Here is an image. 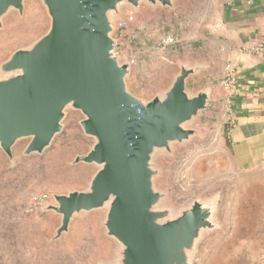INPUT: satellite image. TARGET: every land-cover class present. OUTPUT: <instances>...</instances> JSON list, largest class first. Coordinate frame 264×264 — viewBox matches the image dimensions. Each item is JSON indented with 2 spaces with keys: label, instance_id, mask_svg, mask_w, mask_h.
Instances as JSON below:
<instances>
[{
  "label": "water",
  "instance_id": "obj_1",
  "mask_svg": "<svg viewBox=\"0 0 264 264\" xmlns=\"http://www.w3.org/2000/svg\"><path fill=\"white\" fill-rule=\"evenodd\" d=\"M40 1L48 29L0 63V149L14 161L15 144L29 139L24 155L44 153L72 108L84 115L81 127L94 139L72 163L97 167L84 188L49 193L39 206L60 216L52 240L68 233L75 218L100 211L115 249L97 264H193L198 243L217 227L215 198L166 205L155 159L203 136L193 122L210 107L212 89L192 91L190 80L208 64L179 60L170 85L142 98L128 88L133 60L117 52L114 36L126 12L174 9L176 0ZM25 6L26 0H0V30L6 16H23Z\"/></svg>",
  "mask_w": 264,
  "mask_h": 264
},
{
  "label": "rangeland",
  "instance_id": "obj_2",
  "mask_svg": "<svg viewBox=\"0 0 264 264\" xmlns=\"http://www.w3.org/2000/svg\"><path fill=\"white\" fill-rule=\"evenodd\" d=\"M221 2L176 0L174 9L143 6L128 29L118 28L117 52L135 60L127 76L129 90L150 99L170 85L179 60L210 67ZM49 25L41 1L26 0L23 16L12 11L4 19L0 63ZM202 77L191 78L192 91L212 84ZM83 117L68 108L62 132L42 154H23L29 139L15 144L14 161L0 149V264H97L113 256L115 243L100 223L103 212L75 218L68 233L52 240L60 216L39 208L49 193L84 188L97 169L72 163L94 143L81 127ZM193 126L202 137L177 144L172 155L155 159L156 184L168 193L166 205L178 209L195 199L215 198L217 227L198 243L193 264H264V167H239L228 139L230 124L210 107Z\"/></svg>",
  "mask_w": 264,
  "mask_h": 264
},
{
  "label": "crops",
  "instance_id": "obj_3",
  "mask_svg": "<svg viewBox=\"0 0 264 264\" xmlns=\"http://www.w3.org/2000/svg\"><path fill=\"white\" fill-rule=\"evenodd\" d=\"M218 9L216 49L210 67L201 75L212 83L206 84L212 89L210 108L230 124L228 139L239 167H264L263 58L243 49L254 38L264 39V0H222ZM229 64L237 77L231 107L221 85Z\"/></svg>",
  "mask_w": 264,
  "mask_h": 264
},
{
  "label": "built area",
  "instance_id": "obj_4",
  "mask_svg": "<svg viewBox=\"0 0 264 264\" xmlns=\"http://www.w3.org/2000/svg\"><path fill=\"white\" fill-rule=\"evenodd\" d=\"M136 15L137 14H135L132 11L126 12L125 20L121 21L119 23V30L128 29L129 26L135 22ZM167 41L171 42L172 41L171 37H169V40H167ZM243 49L245 51H247L248 53L262 57L263 58V64H264V39L254 38L251 41H249L248 43H246L244 45ZM132 60L135 61L134 58H132ZM236 79H237L236 72H235L233 66H231L229 64L227 69H226L225 75L223 76V78L221 80V85H222V87L226 93V104L229 107H231L232 96H233L232 94H233V91L235 89L236 82H237ZM229 112H231V110ZM46 197H47V195L44 196V198L40 199L41 203H43V201L46 199Z\"/></svg>",
  "mask_w": 264,
  "mask_h": 264
}]
</instances>
